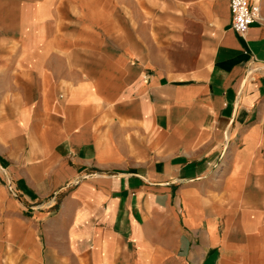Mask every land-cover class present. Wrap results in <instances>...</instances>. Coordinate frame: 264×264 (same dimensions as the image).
Instances as JSON below:
<instances>
[{
    "label": "crops",
    "instance_id": "1",
    "mask_svg": "<svg viewBox=\"0 0 264 264\" xmlns=\"http://www.w3.org/2000/svg\"><path fill=\"white\" fill-rule=\"evenodd\" d=\"M250 3L0 0V264H264Z\"/></svg>",
    "mask_w": 264,
    "mask_h": 264
},
{
    "label": "built area",
    "instance_id": "2",
    "mask_svg": "<svg viewBox=\"0 0 264 264\" xmlns=\"http://www.w3.org/2000/svg\"><path fill=\"white\" fill-rule=\"evenodd\" d=\"M230 8L232 27L241 35H245L249 27L261 17V6L256 3L251 4L250 0H230ZM11 190L16 194L13 187Z\"/></svg>",
    "mask_w": 264,
    "mask_h": 264
},
{
    "label": "rangeland",
    "instance_id": "3",
    "mask_svg": "<svg viewBox=\"0 0 264 264\" xmlns=\"http://www.w3.org/2000/svg\"><path fill=\"white\" fill-rule=\"evenodd\" d=\"M140 10H143L144 12H146V10H148V11L150 10V7H148V8H140ZM128 24H130V26H132V28H133V23H128Z\"/></svg>",
    "mask_w": 264,
    "mask_h": 264
}]
</instances>
